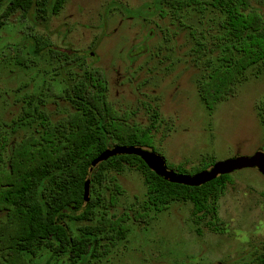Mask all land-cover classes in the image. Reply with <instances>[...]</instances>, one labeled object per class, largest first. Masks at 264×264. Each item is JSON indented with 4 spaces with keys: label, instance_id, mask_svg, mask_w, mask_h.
Returning <instances> with one entry per match:
<instances>
[{
    "label": "trees",
    "instance_id": "obj_1",
    "mask_svg": "<svg viewBox=\"0 0 264 264\" xmlns=\"http://www.w3.org/2000/svg\"><path fill=\"white\" fill-rule=\"evenodd\" d=\"M65 1L0 0V11L7 9L0 16V29L4 25L1 17L16 10L23 14L33 10L36 19L48 22ZM141 11L151 18L168 20L172 29L176 23L183 26L191 12L222 19V34L217 35L215 43L219 51L211 56L216 57L218 65L210 67V59L204 58L206 70L196 83L207 111L235 97L245 82L264 75V11L251 0H153ZM177 37L172 31L175 45ZM203 40L195 39L196 48L191 53L200 57L192 61L195 64L208 57ZM28 45L25 52V47L21 48V57H14L16 64L27 69L23 57L28 55L51 58L50 76L55 83L50 87L51 101L63 110L64 117L52 120L44 102L46 87L38 95L26 94L18 116L10 122L0 117V264H41L45 253L44 264H99L130 231V218L139 225L148 224L175 203L189 205L197 220H207L209 231L223 230L218 202L231 175L199 187L172 184L158 178L131 154L109 158L93 169L89 197L84 202L87 169L106 149L140 146L160 153L161 146L155 144L153 136L158 113L153 112L151 122L142 128L133 115L121 114L115 108L103 72L85 65L78 52L59 49L48 38L34 36L29 37ZM146 51L147 47L137 54ZM138 55L130 53L129 59ZM186 57L190 63V56ZM255 110L264 128V97ZM214 163L213 155L204 156L191 170L185 164L174 170L197 173ZM125 169L144 175L147 192L139 206L122 208L121 214H116L124 195L118 175ZM94 219L95 225L77 230L71 227ZM260 264H264V255Z\"/></svg>",
    "mask_w": 264,
    "mask_h": 264
},
{
    "label": "rangeland",
    "instance_id": "obj_2",
    "mask_svg": "<svg viewBox=\"0 0 264 264\" xmlns=\"http://www.w3.org/2000/svg\"><path fill=\"white\" fill-rule=\"evenodd\" d=\"M152 1L66 0L48 22L36 19L33 10L28 14L16 10L1 17V119L10 122L17 117L24 96L38 95L44 87L52 120L64 117L63 110L51 101L50 87L55 85L50 76L51 58L28 55L23 57L27 69L16 64L14 57H21L23 47L27 51L29 37L34 36L48 38L59 49L78 52L85 65L102 71L115 108L133 115L142 128L157 112L155 144L161 146L159 154L172 170L181 164L191 170L204 156L213 155L216 162L264 152V128L255 110L264 97V75L245 82L235 97L207 111L196 83L206 70L204 58L210 59V67L218 65L211 56L219 51L215 43L222 34V19L191 12L183 26L176 23L172 29L168 20L141 11ZM251 1L264 11V0ZM6 11L3 8L0 16ZM172 31L178 36L176 45ZM195 39H204L208 56L199 64L192 62L200 58L191 53ZM145 47L147 51L138 55ZM130 53L138 56L129 59ZM230 175L218 202L221 232L209 231L207 220H197L189 205L175 203L148 224L139 225L130 218V231L99 264H260L264 255V176L255 169ZM118 179L124 195L115 213L121 214L122 208L134 209L144 201L147 185L144 175L135 169H125ZM96 220L71 227L95 225ZM47 256L45 253L41 264Z\"/></svg>",
    "mask_w": 264,
    "mask_h": 264
},
{
    "label": "water",
    "instance_id": "obj_3",
    "mask_svg": "<svg viewBox=\"0 0 264 264\" xmlns=\"http://www.w3.org/2000/svg\"><path fill=\"white\" fill-rule=\"evenodd\" d=\"M129 154L139 157L148 169L161 180L188 187H199L219 176L230 175L244 169H255L264 176V152L262 150L256 151L251 156H238L216 161L205 170L194 174H186L168 168L166 159L151 149L140 146H113L106 149L90 163L85 175L84 202L89 197L90 174L93 169L109 158Z\"/></svg>",
    "mask_w": 264,
    "mask_h": 264
}]
</instances>
